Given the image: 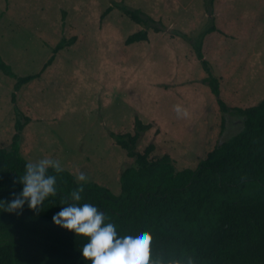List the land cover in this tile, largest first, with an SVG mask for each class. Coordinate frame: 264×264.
Wrapping results in <instances>:
<instances>
[{"label":"rangeland","instance_id":"rangeland-1","mask_svg":"<svg viewBox=\"0 0 264 264\" xmlns=\"http://www.w3.org/2000/svg\"><path fill=\"white\" fill-rule=\"evenodd\" d=\"M122 5L156 23L134 24ZM139 29L149 40L125 46ZM72 35L75 44L13 104L14 82L0 72V148L9 147L15 107L31 119L20 138L25 160L57 159L113 194L131 162L111 134L131 131L135 117L150 125L135 151L152 144L154 158L167 153L176 169L195 168L240 131L235 108L264 99V0H0V57L17 76L37 73Z\"/></svg>","mask_w":264,"mask_h":264},{"label":"trees","instance_id":"trees-1","mask_svg":"<svg viewBox=\"0 0 264 264\" xmlns=\"http://www.w3.org/2000/svg\"><path fill=\"white\" fill-rule=\"evenodd\" d=\"M117 9L138 26L156 23L138 10L123 5ZM148 40L147 31L139 29L125 38L124 45ZM75 42V35L63 37L41 69L27 76H17L0 57V72L14 82L11 103L21 87L39 79L57 54ZM197 58L206 73L204 82L218 97V80L201 53ZM14 111L9 147L0 148L4 202L22 190L18 177L28 163L21 155L20 138L31 119L15 107ZM235 111L243 117L240 131L214 146L195 168L183 169H176L167 153L154 158L152 144L135 151L141 133L150 126L135 117L131 131L111 134L131 162L119 175L118 194L88 182L80 203L95 204L120 230H149L152 256L165 264L185 256H192L196 264H264V99ZM49 171L57 176V193L39 211L25 204L21 212L10 213L0 206V264H90L81 256L87 239L52 223L62 201L80 183L67 169Z\"/></svg>","mask_w":264,"mask_h":264},{"label":"clouds","instance_id":"clouds-1","mask_svg":"<svg viewBox=\"0 0 264 264\" xmlns=\"http://www.w3.org/2000/svg\"><path fill=\"white\" fill-rule=\"evenodd\" d=\"M174 107L178 115H187L180 105ZM50 169L55 173L63 170L60 161L53 158L26 163L23 174L18 177L22 190L7 202L0 200L4 211L19 213L25 204L30 210L39 211L45 200L57 193V176L51 174ZM76 179L81 183L62 201L64 206L52 216V223L87 239L81 248L85 261L90 264H165L163 259L152 256L149 230H120L95 204L80 203L87 177L79 172ZM167 264H196V261L192 256H185L168 260Z\"/></svg>","mask_w":264,"mask_h":264}]
</instances>
